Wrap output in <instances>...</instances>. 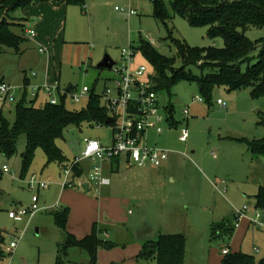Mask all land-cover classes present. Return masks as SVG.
Masks as SVG:
<instances>
[{"label": "rangeland", "instance_id": "374dc122", "mask_svg": "<svg viewBox=\"0 0 264 264\" xmlns=\"http://www.w3.org/2000/svg\"><path fill=\"white\" fill-rule=\"evenodd\" d=\"M164 2L169 7L170 0ZM116 5L120 8L132 7L137 12L136 15L127 16L121 10L113 9L114 13H110L118 37L128 35L129 41L123 47L128 44L136 47L141 37L147 41L153 39L155 48L161 54L169 57L175 55V47L166 38V28L151 16L150 0H130L125 6L119 3ZM19 12L20 10L10 12V17L17 18ZM125 17L130 19L126 20ZM118 18H123L125 22ZM168 27L172 29L174 37L183 39L190 46H223L222 38H209L205 26L194 27L183 17L173 16ZM11 29L20 33L17 25ZM245 35L256 43L264 39V28L250 27ZM120 45L113 48V60H121L119 54L122 44ZM257 53V49L251 53L249 62L242 63V69L257 60ZM136 63L152 68L140 52L136 55ZM180 65V59L177 58L174 67ZM61 67V86H66L69 79L73 80L77 88L86 82L76 79L74 74L79 72L77 67L67 63ZM23 69L35 71L32 59L24 56L20 58L13 50L4 47L0 53V82L4 81L11 86L13 99L2 101L0 98V114L10 123L15 121L16 105L23 98L25 102H29L31 87L35 84L33 80L23 84ZM91 69L96 71L95 63ZM185 69H190L196 75L201 73L197 66H185ZM100 71L102 74L108 72L107 69ZM86 83L91 86L90 82ZM102 88L100 80L96 84V92H100ZM169 89V92H158V100L161 106L173 107L174 123L165 121V128L160 133H149V138L151 142H156L159 147L176 156L173 171L170 168L162 172L147 165L123 164L117 171H111L109 165L103 163V175L110 179V185L104 190L100 189L97 193L94 190L83 191L85 186L63 189L61 181L64 167L69 166L73 157L79 155L83 148V138L97 139L104 145L110 143L111 127L97 122L65 127L63 136L55 140L66 157L65 160L62 163H46L43 151L37 148L23 176L20 173L21 155L26 147L25 134L18 135L15 153L5 156L0 152V233L4 237L0 264H55L57 230L51 226L48 230L39 229L36 232L39 226L35 219L40 214L52 218L47 212L63 206L69 208V221L75 223L77 233L89 232L94 221L106 225L100 237L106 238L107 233L106 239L112 245L98 248L96 264H134L131 257L139 252L146 239L155 237L153 235L159 229L162 210L164 212L172 204L183 208L189 220V227L185 231L188 264H206L209 248L219 253L222 245L225 247L221 239H212L208 246L203 236L206 231L208 233L211 221L221 220L234 211L237 214L244 205L248 208L246 213H251V209L255 208L253 195L259 185L264 187V157L251 160L245 142L240 139H264V95L253 97L249 87L229 90L223 86H215L207 102L193 81L177 80ZM45 98L47 96L40 93L38 101ZM217 99H221L225 106L216 103ZM85 104V98L74 102L69 96H66L64 102L69 110H79ZM186 107L189 110L187 120L182 113ZM163 114L166 112L163 111ZM183 128H187L189 132L185 142L178 139ZM4 165L6 171H3ZM79 165L83 172L81 178L85 179L94 163L84 159ZM38 182H46L48 186L38 188ZM33 194L38 195L40 213L36 212L30 220L26 217H19V220L8 217V212L17 207H28ZM105 194L113 196L116 201L109 208L100 211L98 201ZM82 215L95 218H89L90 222L85 225L79 224ZM108 218L117 224L125 223L132 234L127 229L117 231L122 229L121 225L116 228L103 222ZM14 237L21 239L17 248L9 255L6 248ZM78 251L77 249L70 255L71 259L86 264L87 256L83 251ZM262 254L263 252L260 253ZM136 264L155 263L142 260Z\"/></svg>", "mask_w": 264, "mask_h": 264}, {"label": "trees", "instance_id": "16d2710c", "mask_svg": "<svg viewBox=\"0 0 264 264\" xmlns=\"http://www.w3.org/2000/svg\"><path fill=\"white\" fill-rule=\"evenodd\" d=\"M37 0H0V53L4 47L17 51L24 40L23 34L15 33L11 28L20 22L10 17V12L22 10ZM68 5L83 6L85 0H53ZM152 4L151 16L160 22L167 30L166 38L175 47L172 57L161 54L151 42L139 37L135 47L148 61L155 72L153 80L155 91L169 92V86L177 80L193 81L200 93L209 102L211 91L215 86H223L233 90L249 87L253 97L264 95V39L253 43L245 35L250 27L264 28V0H170L169 7L164 0H150ZM173 16L185 18L194 27H206L209 38H222L223 46L195 47L187 44L183 39L173 36L168 27ZM258 50L257 60L247 64L242 69V63L249 62L250 55ZM181 65L174 67L176 59ZM197 66L200 74H194L185 66ZM3 82V81H1ZM66 97L61 96L57 104L47 100L34 106L32 102L21 99L16 105L15 121L10 123L0 114V152L9 156L15 153L17 137L25 134L26 147L22 153L23 176L32 160L37 148H40L46 163H62L65 156L57 147L55 140L63 136L64 128L69 125L80 126L82 123L97 122L106 125L107 112L100 107V100L93 91L86 104L79 110H69L65 107ZM170 122L174 123L173 107L168 105ZM163 126V125H162ZM165 128V125L163 126ZM163 130V129H162ZM248 150L253 156H264V139L245 138ZM180 141V140H179ZM75 176H80L82 170L77 166L73 169ZM255 208L264 211V187L259 186L254 195ZM55 227L60 231V240L56 242L55 264L73 263L68 257L70 251L78 249L87 256L86 264H96L97 251L100 247H110L112 243L101 239L103 230L100 224L94 223L89 234L76 238L67 231L66 225L69 215L68 207H60L48 211ZM237 215L227 217L218 222H211L208 227V240L221 239L227 248L236 223ZM4 241L0 233V257L3 255L1 243ZM219 264H264V256L256 259L253 255L242 251L222 254ZM140 260H154L155 264H186L185 236L183 233H161L154 240H146L138 254ZM79 264V263H76Z\"/></svg>", "mask_w": 264, "mask_h": 264}, {"label": "crops", "instance_id": "0c3cea01", "mask_svg": "<svg viewBox=\"0 0 264 264\" xmlns=\"http://www.w3.org/2000/svg\"><path fill=\"white\" fill-rule=\"evenodd\" d=\"M127 1L130 0H85L83 6H78V5H68L61 1L37 0L28 7L20 10V12L17 14V18L15 19L17 22L21 23L22 31H20V33L22 32L21 34H23L25 38L23 42L20 44L17 51H14L13 49L11 50H13L14 54L20 58L23 56L30 57V59H32L33 69L36 71V72L35 71L28 72L26 69H23L22 70L23 84H28L29 82H31V80H33V82L35 83L33 86H41L44 83L51 84L55 79H58L60 82L61 73H62L61 66L62 64L67 63V65L69 66L78 68L79 72L77 74H74L76 79H83L86 82H90L91 83L90 85L93 86L94 88L96 87V84L100 80H102L104 86L105 81L103 79L110 76V74L107 71L106 73L103 74L100 73L101 72L100 70H106V69L98 68L97 67L98 62L101 61V59L105 54H108L111 57L113 55L112 53L113 48L116 47L117 44L119 45L122 44L123 47V45L126 42L128 43L129 41V40L127 41L128 35L125 34L123 35L122 38H119L117 33H115L112 19L110 18L111 16L110 13H114L113 9L114 11L118 10L115 8L117 7L116 5L117 3L125 6ZM122 19L123 18L121 19L118 18V20H122ZM129 19L130 17H128L126 20ZM123 22H125L124 19ZM30 31H32L33 33L29 34ZM114 61L116 62V60ZM93 63L96 64V71H93L91 69ZM32 73H34L35 75H32ZM72 81H73L72 79H69L67 81L68 84L64 87L68 88V87H72L73 85L75 86L76 84H73ZM86 82L84 83L85 85L88 84ZM40 93L47 96L46 93L42 89H40L37 91V94L35 96L30 95V99L28 100L29 101L28 103L30 104L32 102L34 106H39L43 104L47 100V98L38 101ZM152 143L157 145L156 142H152ZM248 153H249V158L251 160L264 157V156H253L249 150ZM107 164L109 165V169L111 171H115V170L117 171L122 164L128 166L132 165L128 163L127 160L125 159L114 160ZM175 165H176V156H172L170 152L168 158L164 161V163L161 166L159 167L150 166V167L154 169H158L159 171L162 172H166V170L169 168L171 171H173ZM173 179L174 177L173 175H171V180ZM109 185L110 182L108 185L102 186L100 189L104 190V188H107ZM84 186L85 187L83 188V191L94 190L91 187H89L87 184H85ZM257 191L258 189L256 190V192ZM115 201L116 200L114 199L113 196H109L106 194L104 196H101L98 201L100 211L105 210V208H109L110 205H113ZM254 204H255V199H254ZM254 209L255 208H253V210L251 209V213H246V211L248 210L247 208V210L239 217L234 232L228 241L229 244L227 245V249L230 252L242 251L244 253L253 255L255 258L258 257L256 259H259L262 256H264V227L257 228L250 223V217L253 215ZM44 212H46V210ZM233 215H235V211L232 213V215L224 216L222 219L227 217H232ZM69 216H70V210L66 225V229L68 232L73 234L76 238H82L90 233L91 229L89 232L87 231V233L86 232L83 234L77 233L76 230L74 229L75 223H70ZM20 218H15V219L11 218V219L19 220ZM89 218L92 219L95 217L93 216L86 217L82 215L80 221L78 222L79 224L85 225L90 222L91 219ZM35 220L39 226L36 232H38L39 229L48 230V228L50 229L51 226L55 227L52 219L48 215L40 214L39 216H36ZM221 220L211 221V222H218ZM103 222L109 224L110 226L113 225L116 228L118 225H121L122 229L121 230L118 229L117 231H123V229L125 230L127 229L128 232L131 233L130 229L127 227L125 223L120 222L121 224H117V222H114L109 218L105 219V221ZM94 223L100 224L103 230L106 229V225L104 223L94 221L92 225ZM188 227H189V220L186 212L180 206L176 204H172L164 212L162 210L161 219L158 226L159 229H157L153 235L155 237L146 240H154L161 233H166V234L183 233L184 236L186 237L185 231ZM56 230H57V239L55 240V246H56V242L60 240V231L57 228ZM106 238H108L107 233H106ZM106 238L104 237L102 239L105 240ZM203 238L204 241L206 242V245L209 246L211 244V241L209 242L208 240L207 231L203 236ZM106 240L108 241V239ZM223 246L224 245H222L219 253L218 251L212 248H209L207 250L206 264L220 263V260L223 256L221 252L222 248H224ZM140 250H141V246L138 251L140 252ZM76 251H77L76 249L71 250L68 257L75 264L78 262L76 260L71 259L70 255H72ZM139 252L135 253L136 255H133L131 257L132 262H134V264L142 261L138 259ZM261 252H263L262 255H260ZM55 255H56V249H55ZM150 261H153L155 263L154 260H150ZM188 262L189 259L186 256V264H188Z\"/></svg>", "mask_w": 264, "mask_h": 264}, {"label": "built area", "instance_id": "2783aa9c", "mask_svg": "<svg viewBox=\"0 0 264 264\" xmlns=\"http://www.w3.org/2000/svg\"><path fill=\"white\" fill-rule=\"evenodd\" d=\"M127 16L136 14L132 7L120 8ZM33 32L30 31L29 34ZM152 44L153 39L149 40ZM139 51L128 44L120 50V61L107 69L110 76L104 78V86L100 92H96L93 86L83 84L79 88L76 86L62 87L58 79L51 84L44 83L41 86L31 87V94L35 96L37 91L42 89L47 95V101L57 104L61 96H69L74 102L81 99H88L93 91L100 100V107L107 112V117L112 121L106 126L111 127V141L104 145L97 139L83 138V148L78 156H74L69 166H65L62 173V188H81L85 184L99 191L102 186L109 184V178L103 175L102 164L118 159H125L132 165H147L152 167L161 166L168 158L169 150L153 144L149 138V133H160L165 125V121L170 120L169 107L161 106L158 100V93L155 91L153 68L148 69L145 64L136 63V55ZM32 75H35L32 73ZM108 82V84L106 83ZM0 98L2 101L13 99L11 86L6 82H0ZM201 101V98L198 97ZM216 103L225 106L221 99ZM163 111L166 114H163ZM182 113L185 120L189 118L188 107L183 108ZM163 125V126H162ZM189 132L183 128L178 136L181 142H185ZM89 160L94 163L89 176L85 179L74 175V168H80L81 160ZM7 168L4 165L3 171ZM48 183L38 182V188H46ZM38 195L33 194L31 204L28 207L19 206L15 210L8 212L10 218L26 217L28 220L39 211ZM247 210L244 205L237 212L239 217ZM250 223L257 227H264V211L255 208L250 217ZM21 237H14L8 244L6 250L9 255L17 248ZM222 254L228 252L226 247L222 248Z\"/></svg>", "mask_w": 264, "mask_h": 264}, {"label": "water", "instance_id": "95a60500", "mask_svg": "<svg viewBox=\"0 0 264 264\" xmlns=\"http://www.w3.org/2000/svg\"><path fill=\"white\" fill-rule=\"evenodd\" d=\"M114 64V60L108 55L105 54L100 62H98L97 67L100 69H109ZM112 121L111 117H107L105 124H109Z\"/></svg>", "mask_w": 264, "mask_h": 264}]
</instances>
